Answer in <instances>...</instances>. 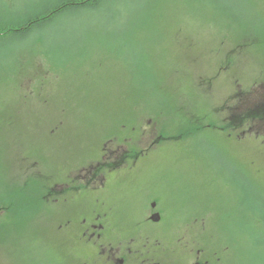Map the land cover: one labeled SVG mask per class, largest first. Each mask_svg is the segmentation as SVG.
Segmentation results:
<instances>
[{
	"label": "rangeland",
	"instance_id": "374dc122",
	"mask_svg": "<svg viewBox=\"0 0 264 264\" xmlns=\"http://www.w3.org/2000/svg\"><path fill=\"white\" fill-rule=\"evenodd\" d=\"M42 1L0 0V10L19 14ZM258 14L264 0H105L0 43V197L6 199L0 200V264H67L62 240L43 228L57 204L19 202L20 192L33 191V180L43 183L25 168L27 150L38 151L33 161L46 173V150L60 140L64 153L76 148L85 163L100 156L103 144L122 143L108 139L122 130L142 129L152 140L156 126L184 137L170 134L122 176L139 169L148 178L134 202L150 193L172 198L162 228L174 254L191 261L187 246L196 229L181 222L202 212L200 240L221 251L224 264H264V144L209 125L218 119L210 104L221 103L222 92L206 100V72L221 63V53L209 47L220 38L228 45L231 37L230 43L246 39L237 35L236 17L251 21ZM57 124L65 125L64 139L50 136ZM54 160L51 166L61 158ZM114 188L115 182L106 194L114 197ZM128 195L117 206L123 219L139 211ZM173 220L179 225L169 227Z\"/></svg>",
	"mask_w": 264,
	"mask_h": 264
},
{
	"label": "flooded vegetation",
	"instance_id": "af4514ba",
	"mask_svg": "<svg viewBox=\"0 0 264 264\" xmlns=\"http://www.w3.org/2000/svg\"><path fill=\"white\" fill-rule=\"evenodd\" d=\"M232 19L233 26L236 20L242 25L237 35L243 32L249 36L230 43L231 37L229 45L220 38L215 43L217 48H214L215 45L209 47V51L221 53V63L218 62L215 70H210V67V71L206 72L209 76L206 82V100L215 92H222L219 96L221 103L206 102L218 114L215 123L209 125L218 124L219 128L237 137L244 134L258 136L264 144V14L256 15L251 21H244L239 17ZM222 32L229 31L223 29ZM254 49L260 52L252 54ZM249 53L252 56H248ZM252 63L255 64L254 68ZM61 126L65 125L53 126L50 130L51 138L55 134L65 138V133L60 131ZM133 129L135 130V127ZM156 129L159 134L152 140L145 138V130H136L138 133L133 135L134 130L125 132L121 129L122 133L108 139L112 143L118 140L122 143H118L114 148L103 144L100 156L88 159L85 163L78 161L81 153L76 148L64 153L67 144L64 145L60 140L59 146L52 145L46 150L50 158L46 173L37 168L38 160L33 161L31 154L37 156L38 151L30 153L27 150L29 163L25 168L40 173L37 176L43 183L33 180V191L20 192L19 195L35 202L57 204V212L43 228L62 240L67 264H224L222 252L210 249L206 242L200 240L198 232L200 228L205 227L207 215L202 216V212H194L191 218L181 222V225L186 223L189 228H195L196 234L198 233L197 236L194 232L192 242L188 241L190 246L186 245L194 251L188 263L179 260L182 255L174 254L172 242L165 236V230L162 228V221L172 209V198L168 201L165 194L150 193L147 198L134 202L135 193L143 191L139 183L143 180L148 183V178L142 171L143 175L139 177V169L130 174V177H123L124 172L135 168L140 157L160 142L168 138L184 137L183 134L175 137L171 130L165 131L157 126ZM56 155L60 156L61 161L51 166ZM59 163L63 164L62 169L55 168ZM114 182L113 191L116 193L111 197L106 193H109ZM125 193H129L130 201L138 204L139 211H132L123 219L117 211V206L122 200H126ZM176 225L179 224L174 220L169 223V227ZM31 226L28 224V227ZM205 240L209 242L206 234ZM225 249H228L226 245Z\"/></svg>",
	"mask_w": 264,
	"mask_h": 264
},
{
	"label": "trees",
	"instance_id": "16d2710c",
	"mask_svg": "<svg viewBox=\"0 0 264 264\" xmlns=\"http://www.w3.org/2000/svg\"><path fill=\"white\" fill-rule=\"evenodd\" d=\"M102 1L105 0H45L30 7L28 11L19 12V14H17V11L8 10L4 6L5 9L0 10V43L12 38L23 39L35 30L44 29L45 26L53 23L68 12H75L83 8H93ZM1 13L4 15H1ZM17 116L18 113L11 114L13 120L17 119ZM184 134L186 135V133ZM18 198L22 204L28 202L20 195H18ZM0 200L6 199L0 197ZM4 205L6 206V204ZM11 205L13 207L14 203L11 202Z\"/></svg>",
	"mask_w": 264,
	"mask_h": 264
}]
</instances>
